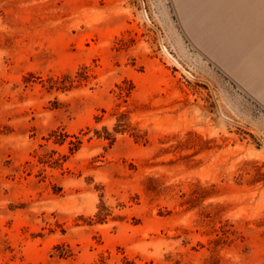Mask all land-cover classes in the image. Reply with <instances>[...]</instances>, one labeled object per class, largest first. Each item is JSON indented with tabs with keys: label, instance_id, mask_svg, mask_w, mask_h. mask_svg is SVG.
I'll use <instances>...</instances> for the list:
<instances>
[{
	"label": "rangeland",
	"instance_id": "1",
	"mask_svg": "<svg viewBox=\"0 0 264 264\" xmlns=\"http://www.w3.org/2000/svg\"><path fill=\"white\" fill-rule=\"evenodd\" d=\"M0 264H264V0H0Z\"/></svg>",
	"mask_w": 264,
	"mask_h": 264
},
{
	"label": "trees",
	"instance_id": "2",
	"mask_svg": "<svg viewBox=\"0 0 264 264\" xmlns=\"http://www.w3.org/2000/svg\"><path fill=\"white\" fill-rule=\"evenodd\" d=\"M121 122H122V120H119V124L116 126V128H115V133H120V132H123V129H122V127H123V125L121 124ZM105 138L106 139H108V140H110V141H112V142H114L115 140V138H114V136H115V134H113V133H110V132H108L107 130H105ZM78 142H79V144H81V141L80 140H78ZM100 220H103V219H101V217H100Z\"/></svg>",
	"mask_w": 264,
	"mask_h": 264
}]
</instances>
